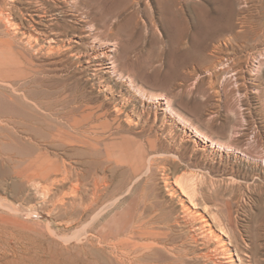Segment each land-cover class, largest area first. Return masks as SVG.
Instances as JSON below:
<instances>
[{
    "label": "bare ground",
    "instance_id": "1",
    "mask_svg": "<svg viewBox=\"0 0 264 264\" xmlns=\"http://www.w3.org/2000/svg\"><path fill=\"white\" fill-rule=\"evenodd\" d=\"M27 1L36 15L26 23L19 0H0V158L12 163L15 177L34 190L40 205L58 196L50 208L69 215L66 227L76 229L78 264H260L254 236L248 245L229 210L222 218L201 209L193 192L178 182L166 191L180 209L168 211L149 189L154 169L164 173L169 163L185 157L169 146L173 137L166 120H181L171 100L148 91L126 65H132L130 57L117 53L120 25L137 24L142 0ZM152 1L162 0L146 3ZM167 1L179 8L178 0ZM241 1L235 0L234 10L224 0L207 20L211 31L222 28L221 38L211 32L213 43L201 47L210 62L208 74L231 77L235 85L257 69L252 49L264 58V3L243 9ZM82 71L99 76L107 103L70 88ZM163 85L173 87L159 79L150 88ZM192 131L198 150L223 147ZM38 181L47 189L35 187ZM67 186L75 205L69 211ZM3 207L20 213L13 205Z\"/></svg>",
    "mask_w": 264,
    "mask_h": 264
},
{
    "label": "rangeland",
    "instance_id": "2",
    "mask_svg": "<svg viewBox=\"0 0 264 264\" xmlns=\"http://www.w3.org/2000/svg\"><path fill=\"white\" fill-rule=\"evenodd\" d=\"M178 1L177 9L167 0L160 4L142 0L137 24L123 22L118 30L121 38L118 55H128L132 65H126L139 73L145 88L169 97L173 111L181 118L172 116L165 125L173 137L169 146L185 160L169 163L164 173L159 168L154 169L149 189L155 193V201L166 204L168 211L180 209L177 200L167 196L166 191L168 185L178 182L193 192L201 209L219 212L222 218L229 216V210L236 232L243 235L248 245L254 236L256 259L264 264V64H261L264 58H259L257 50L251 48L255 52L251 64L257 69L252 68L254 72L246 74L239 85L229 76L209 75L206 69L210 62L202 58L207 52H202L201 47L213 43L209 39L211 32L221 38L222 28L211 31L213 26L207 20L215 17L224 6V0ZM19 2L27 23L30 14L36 15L32 12L35 6L27 0ZM241 2L244 4L240 7L248 9L258 7L264 0ZM227 3L237 9L235 0H227ZM153 16L154 20L150 19ZM180 31L184 32L183 44L179 47L175 40ZM240 55L248 58L247 53ZM181 65L186 68H180ZM97 75L105 77L101 72ZM77 77L79 79L70 85L77 95L78 90H83L94 101L107 103V93L99 76L82 71ZM159 79L172 83L173 87L150 88ZM192 128L223 147L214 153L198 150ZM38 183H34L35 187L47 189L43 181ZM68 189V186L64 188V192L69 194L71 204L66 206V211L75 207ZM214 189L218 190L215 195L212 194ZM57 198H46V203L40 205L34 190L15 177L12 163L0 158V242L3 243H0V264H78L73 249L77 237L75 227H66L69 215H65V211L50 208ZM1 203L15 206L20 213H11Z\"/></svg>",
    "mask_w": 264,
    "mask_h": 264
}]
</instances>
